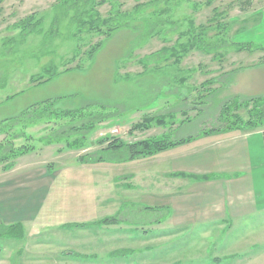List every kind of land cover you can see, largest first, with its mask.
<instances>
[{
    "label": "rangeland",
    "instance_id": "rangeland-1",
    "mask_svg": "<svg viewBox=\"0 0 264 264\" xmlns=\"http://www.w3.org/2000/svg\"><path fill=\"white\" fill-rule=\"evenodd\" d=\"M62 1L0 0V123L46 101H57V110L88 107L89 112H117L96 124L88 134L93 146L82 151L69 150L66 141L49 146L40 142L48 134L43 130L47 124L29 129L36 135L31 143L37 150L18 159L15 168L51 167L53 174L61 171L55 188L68 189V205H74L79 196L88 202L99 197L101 216L108 214L109 198L123 200V193L132 188L125 177L132 173L139 177L133 181V188L138 190L140 202H170L173 191L186 188L189 181L174 180L169 159L185 149L204 148V142L183 144L125 163L116 162L118 156L113 152L108 153L110 162L106 164L87 166L77 160L106 147L108 142H97L107 136L127 143L162 136L170 141L194 137V141L204 131L222 127L221 108L232 98L264 97V52L255 50L264 48V40H248L246 36L259 27L261 16L255 13L264 6V0H171L170 4L167 0H112L98 11L105 18L118 11L129 28L116 32L94 60L85 53L102 38L87 32L74 37L72 4L63 5ZM138 5H142V12L136 14ZM34 13L43 18L41 31L23 36L14 25ZM192 22L195 27H207V44L217 49L211 53L192 50L177 62L172 54L176 50L182 53L178 44L187 41L181 35L192 28ZM151 26L154 31L136 46L139 36L142 40ZM249 42L253 52L236 51L237 44ZM78 47L77 59L67 64L76 57ZM163 50L168 52L164 58L144 65L145 57ZM50 65L60 74L45 84L31 82ZM76 66L77 70L65 73L66 68ZM207 81L213 82L203 88ZM10 96L16 97L8 101ZM241 114L247 116L246 112ZM146 115H166L174 125L169 121L167 128L131 133ZM3 139L0 136V142ZM23 143L16 141L17 146ZM1 172H7L2 165ZM66 212L59 213L60 220L73 219V212Z\"/></svg>",
    "mask_w": 264,
    "mask_h": 264
},
{
    "label": "crops",
    "instance_id": "crops-1",
    "mask_svg": "<svg viewBox=\"0 0 264 264\" xmlns=\"http://www.w3.org/2000/svg\"><path fill=\"white\" fill-rule=\"evenodd\" d=\"M255 14L247 39L264 40V6ZM201 142L169 159L174 180L189 181L170 202H140L132 173L105 216L99 197L68 205L61 171L1 172L0 264H264V128L189 146ZM68 210L73 219L60 220Z\"/></svg>",
    "mask_w": 264,
    "mask_h": 264
},
{
    "label": "trees",
    "instance_id": "trees-1",
    "mask_svg": "<svg viewBox=\"0 0 264 264\" xmlns=\"http://www.w3.org/2000/svg\"><path fill=\"white\" fill-rule=\"evenodd\" d=\"M110 1L112 0H63L61 2L63 5L72 4L71 10H74V14L71 16V22L76 29L74 37L77 38L82 33L87 32L88 34H96L102 38L96 44L90 46V49L85 53L90 60L95 59L106 42L112 39L116 32L124 28H129L128 22L122 20L123 17L119 16L120 14L118 11L113 14L111 13L110 16L106 18L100 14L98 8L108 4ZM170 1L171 0H167L166 2L170 4ZM152 2L155 3V1ZM169 11L170 8L167 9V12ZM138 12H142V5L137 6L136 14H138ZM56 21L58 20L56 19ZM42 24L43 18L38 17L37 14L34 13L20 20L14 26L16 29H20L23 36H26L41 31L40 27ZM191 27L192 28L188 32L182 33L181 35V38H187L185 43L178 44L182 53H178L176 50V52L172 54L177 62L181 60L184 54L192 50L211 53V51H216L217 49L216 47L212 49L211 45L207 44V27L202 25L195 27L193 22L191 23ZM149 30V33H145L142 40L141 36H139L140 41L136 43V46L139 45L140 42L143 43L150 33L154 31V26H151ZM252 45V43L237 44L236 51L253 52ZM79 49L78 47V51H76L75 54L76 57L68 61L67 64L77 59L80 52ZM255 50L263 51V48L258 46ZM167 53V51L163 50L161 53L157 52L145 57L144 65L148 66L150 61L160 60L163 57L162 55H166ZM78 68L79 66L75 68H66L65 73L77 70ZM59 74L60 73L55 67L50 65V67L44 69L43 74L33 77L31 82H37L38 85L45 84ZM45 76L47 77L45 78ZM212 82L213 81H207L202 84V87L207 88ZM16 96H10L7 100H12ZM56 104L57 101H46L42 105L30 106L19 116L0 123V136H4V139L0 142V165L3 166V171L12 170L16 166V161L18 159L32 154L37 150L36 146L31 143L36 135L33 136L29 132V129H33L41 123L44 125L47 124L43 130H45L46 133L48 132V134L41 137L39 139L40 142L49 146L55 142L59 143L61 141H66L65 143L69 150L82 151L93 146L94 143L89 141L88 136L94 130L96 124L104 122L117 112L116 111L114 114H112V112L106 113L107 111L100 113L89 112L88 110L90 108L88 107L80 110H57V108H55ZM241 112H246L247 116L244 117ZM169 115L171 114L169 113ZM219 120L222 123V127L204 131L199 137L209 134L250 132L264 128V97H255L245 100L239 97L232 98L221 108ZM169 121L166 120V115H146L141 123L134 125L131 133H133V131L145 132L151 130L153 127L167 128V126H170L168 125L170 122L174 125V120ZM184 122L185 121H183V123ZM193 139L194 137H189L179 141H170L167 137L162 136L127 143L118 138L111 140V137L107 136L97 142L101 145L108 142L106 147L96 152L80 156L77 162L82 165L106 164L110 162V158L107 155L111 152L117 154L118 157L117 160H115L116 162H131L139 157L155 156L170 148L190 143ZM18 140H24V143L21 146H17L16 141ZM13 228L16 227H12V229Z\"/></svg>",
    "mask_w": 264,
    "mask_h": 264
}]
</instances>
